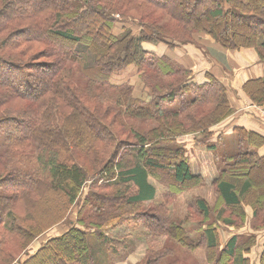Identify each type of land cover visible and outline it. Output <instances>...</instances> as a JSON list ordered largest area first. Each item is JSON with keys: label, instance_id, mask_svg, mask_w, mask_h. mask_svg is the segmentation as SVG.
I'll list each match as a JSON object with an SVG mask.
<instances>
[{"label": "trees", "instance_id": "1", "mask_svg": "<svg viewBox=\"0 0 264 264\" xmlns=\"http://www.w3.org/2000/svg\"><path fill=\"white\" fill-rule=\"evenodd\" d=\"M166 1L0 0V264H111L102 229L113 231L131 217L143 224L151 244L165 238L146 250L143 264H177L178 258L168 259L170 238L189 253L203 248L206 264H251L250 249L264 233V156L256 152L264 140L255 133L238 128L236 152L221 156L211 182L220 208L211 212L204 198L191 200L195 216L205 219L198 221L197 238L183 224L160 219L159 204L133 210L155 203L149 179H162L160 171L173 180V190L205 186L204 178L192 175L178 139L208 136L234 112L226 86L215 78L194 82L186 66L170 54L157 56L152 45L204 49L209 38L220 49L252 48L264 63L258 0ZM193 2L200 16L186 14ZM130 66L150 88L148 100L136 98L128 83L110 81ZM244 90L264 106V78ZM118 133L130 138L123 141ZM29 145L36 156L31 169L22 161ZM124 146L136 150L124 152ZM88 183L94 192L80 203ZM61 224L65 232L28 255L38 238ZM222 234L230 236L225 243ZM23 255L27 260H20Z\"/></svg>", "mask_w": 264, "mask_h": 264}, {"label": "rangeland", "instance_id": "2", "mask_svg": "<svg viewBox=\"0 0 264 264\" xmlns=\"http://www.w3.org/2000/svg\"><path fill=\"white\" fill-rule=\"evenodd\" d=\"M262 1L263 2H260V0H258L259 7L257 8V10L259 13L258 17L264 19V0ZM166 2L168 3L170 2V0H167ZM250 2L252 1L247 0L248 4ZM187 7H188V12L186 14L194 15L196 17L201 15L200 13L196 12L197 11L196 9H199L198 4H196V2L188 3ZM249 13L243 12L244 15H249ZM260 13H263V14H260ZM256 16H257L256 14H252L250 17L256 18ZM242 23H244V21ZM165 24H167V18L164 19L161 23L162 26H164ZM171 24H173L174 28H177V24L175 22L169 21V25ZM200 24H201V21H200ZM239 24L240 23L235 21L233 25H239ZM115 30H116L115 33H118L117 31H119V29L115 28ZM233 30H234V26H233ZM178 37L184 38V36H178ZM176 43L178 47L179 45H181L178 42ZM208 78L214 79V77L212 76H209ZM216 80L219 83H221L218 79ZM110 81L116 84L128 83L130 86H132L131 87L132 94L136 98L139 97L144 100L149 99L148 93L150 94V88H148V86L146 85V82L141 80V78L140 79L138 78L137 68L133 66L123 69L121 72L113 73L110 76ZM222 85L225 86V84H222ZM189 95H190L189 93L185 94V96H189ZM156 124L157 123L154 121H149V124L147 125L153 128L154 126H156ZM197 136L202 137L200 135H197ZM117 138H120L124 141L125 139L130 138V136L128 137L126 134L124 135V133H121L117 136ZM178 144H179V141H178ZM224 145L227 146L226 144ZM110 147L111 146H109V148ZM124 147H123L124 152L125 150H130L131 152L134 153V151L136 150L135 148L130 149V147L128 146H126L125 148H129V149H125ZM180 147L185 149V147L187 148V144L185 145L183 144ZM34 149H35L34 145H29L28 148L25 149V152L28 156H26L22 161L24 165L26 164L27 169L29 168L31 169L32 166H35L36 164L35 163L36 156H35ZM110 150L108 152L109 154H110ZM211 150L216 152L217 154H221L224 151L223 149H221V147H215ZM220 160H221L220 156L214 159V161L211 163L213 164L211 165L212 166L211 170H208L207 168L202 167L203 169L200 172L203 175V178L207 182L211 180L212 176L216 175V169L219 167L218 163L220 162ZM160 173L163 174L162 179H156V180L155 179L153 180V178L149 179L152 185L154 186V188L156 189L157 198H156L155 203H146L143 206H141V208H133V210L140 211V212L150 211L151 209L155 207V205L159 204L160 207L162 208L161 214H163L162 218L160 219H164L168 221L169 223L176 222V224L178 223L183 224L184 228H186L190 236L197 238L198 237L197 227L199 226L198 221H202L203 218L201 219L199 216H195L196 210L192 206L191 200L193 198H198V197L204 198L206 202L209 204V206L213 208V209L212 208L210 209V211L212 212V210H215V209L217 210L220 208L219 206L221 205L219 204V199L216 198L215 192L213 190L212 191L201 190L200 188L203 186H198V185H197L198 187L196 186L197 188H189V185L191 184H187V185L181 186L178 189L173 190L171 187V184H173V180L170 179V177H168L169 176L167 175L168 173L166 171H160ZM90 186L91 185L89 183L85 185V188L83 189L82 191L83 193L79 200L80 203H83L85 197L86 199H88V196H86L88 192L89 194L94 192V189H92V187ZM212 187L214 188L213 184H212ZM183 189L186 190L185 192H183L184 194L182 193ZM180 193L181 195H179ZM79 207L80 206H77L78 209ZM76 212H77L76 209L74 210L71 209L70 220L72 221L76 220ZM186 213H188L189 217H185ZM214 214L217 215L216 211L214 212ZM214 214L213 215L209 214L210 215L209 221L211 222L214 221L216 224H218V221H216L218 219L216 218ZM251 214H252V210L250 211L248 210V212H246V219H245L246 223L249 222L248 219L250 218ZM164 216L167 219L163 218ZM204 220L205 219H203V221ZM155 222L153 221V223ZM161 224L164 225L163 221H161ZM65 225L66 224L58 225L56 228L51 229L48 233L38 238L35 241V243L31 246L30 250H28V255L33 254L34 250L38 249L36 247L41 248L43 244H45L46 242L45 240L56 238V236L65 232L68 228V226H65ZM102 230L103 231L105 230L106 232L105 236H106V239H108L107 245L109 246L110 249H106V253L108 254V257L111 259V264H143V261L145 260V254L147 253L146 250L149 249V247H154L153 249H155L156 246L160 247L162 245L161 244L162 241H164L165 239V238L164 239L162 238L163 240L160 239L156 244H151V242L153 241L151 240L152 237L151 238L145 237V233L147 231L144 228L142 223H138L135 221V217H131L124 223L122 227H118L113 231H111L110 228H103ZM247 232H249V229H246L242 232L236 231L235 233L242 234V233H247ZM257 235L259 234L257 233ZM229 237H230L229 235L226 236L222 234L220 236L221 243L227 242ZM167 243L170 247V250H169L170 254L173 253V255L169 256L168 259L171 257L174 259L178 258L177 260H175L177 264H206L205 251L203 248H199V250L189 253L188 250L181 249L177 245V243L171 238L170 240H168ZM258 243H261V244L256 246ZM263 245H264V241L262 242V239L260 238L255 242L254 246L251 247L250 250L252 251L248 254L251 264H259L260 254L264 250ZM20 260L25 261L27 259L23 255V257ZM152 263L156 264L155 260H152Z\"/></svg>", "mask_w": 264, "mask_h": 264}, {"label": "crops", "instance_id": "3", "mask_svg": "<svg viewBox=\"0 0 264 264\" xmlns=\"http://www.w3.org/2000/svg\"><path fill=\"white\" fill-rule=\"evenodd\" d=\"M206 48L194 44H175L170 48L165 44L152 45L157 56L170 54L174 59L186 66L192 72V79L198 84L208 82V77L218 79L227 88V97L234 112L222 122L213 125L208 130V136L198 137L185 135L178 139L179 145L187 144L185 155L193 176H201V170L212 169L211 164L219 156L236 152V135L238 128H243L259 135L264 140V118L261 111L264 106L254 104L247 96L244 85L251 80L264 78V63L259 60L257 52L250 49L226 50L216 46L213 40H205ZM203 54V55H202ZM131 67V66H130ZM134 67V66H133ZM136 68V67H135ZM226 144L227 146H225ZM221 147L224 151L217 154L211 149ZM208 150H207V149ZM258 156H264V144L256 149ZM219 164V163H218ZM211 166V167H210ZM216 166V165H214ZM222 165L216 169V175L211 177L201 190L212 191V180L219 176ZM214 196V194H213ZM258 239L264 241V233H258ZM258 243L256 246L260 245Z\"/></svg>", "mask_w": 264, "mask_h": 264}, {"label": "built area", "instance_id": "4", "mask_svg": "<svg viewBox=\"0 0 264 264\" xmlns=\"http://www.w3.org/2000/svg\"><path fill=\"white\" fill-rule=\"evenodd\" d=\"M261 117L264 118V110L261 111Z\"/></svg>", "mask_w": 264, "mask_h": 264}]
</instances>
